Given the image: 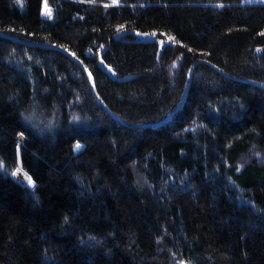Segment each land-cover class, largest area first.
Returning a JSON list of instances; mask_svg holds the SVG:
<instances>
[{
  "label": "trees",
  "instance_id": "obj_1",
  "mask_svg": "<svg viewBox=\"0 0 264 264\" xmlns=\"http://www.w3.org/2000/svg\"><path fill=\"white\" fill-rule=\"evenodd\" d=\"M242 1L0 0L1 33L66 48L96 93L0 33V264H264V89L234 79L264 84V3ZM199 59L224 75L198 61L148 125Z\"/></svg>",
  "mask_w": 264,
  "mask_h": 264
},
{
  "label": "water",
  "instance_id": "obj_2",
  "mask_svg": "<svg viewBox=\"0 0 264 264\" xmlns=\"http://www.w3.org/2000/svg\"><path fill=\"white\" fill-rule=\"evenodd\" d=\"M1 33V32H0ZM2 35L10 38L11 40H15V41H19V42H22V43H26V44H30V45H34V46H40V47H46V48H49V47H52V48H55L59 51H61L62 53H64L67 57H69L70 59H72L73 61H75L79 66L80 68L84 71V73L86 74L87 76V79L92 87V90H93V93L96 95L95 93V90H94V87H93V78L91 76V74L89 73V71L87 70V68L85 67L84 64H82L70 51H68L66 48L64 47H61V46H58V45H53V44H48V43H43V42H34V41H30V40H24V39H20L16 36H13V35H9V34H4V33H1ZM140 36L144 37L145 39L147 40H150L151 39V36L147 33H140ZM198 61H202L206 64H208L210 67H212L214 70H216L217 72L221 73L224 75V73L216 66L214 65L213 63L209 62L208 60H204V59H199L197 61H195L194 63H192L188 70H187V73H186V77H185V83H184V86H183V90H182V94L179 98V100L177 101V103L175 104V106L164 116L162 117L160 120L156 121V122H153V123H150L148 125H158V124H161L163 122H165L167 119H169L172 114L181 107L183 101H184V98H185V95L187 93V89H188V86H189V83H190V80H191V77H192V70H193V66L198 62ZM236 80H239V81H243V82H250L256 86H259L261 88L264 89V84H261L259 82H256V81H253V80H246V79H241V78H234ZM97 97V96H96ZM99 103L101 105V107L114 119L120 121V119L118 118V116L111 112L107 107L106 105L104 104V102H102L101 100H99ZM126 125H128L127 123H125ZM146 125V124H144ZM140 126H143V125H140ZM14 171V170H13ZM31 177V176H30ZM31 180H32V183L30 184L29 182L27 183H23L24 185H26L27 187L29 188H32L34 185H35V180L31 177ZM21 182V181H20Z\"/></svg>",
  "mask_w": 264,
  "mask_h": 264
},
{
  "label": "rangeland",
  "instance_id": "obj_3",
  "mask_svg": "<svg viewBox=\"0 0 264 264\" xmlns=\"http://www.w3.org/2000/svg\"><path fill=\"white\" fill-rule=\"evenodd\" d=\"M242 3H246V4H249V3H264V0H243ZM44 12V5H43V8H42V13ZM18 139H19V142L17 144V154L19 155L20 153V148L23 146V142H24V139H25V136L21 133H19L18 135ZM14 172V171H13ZM13 172H12V176L14 177L13 175ZM15 178V177H14ZM16 179V178H15ZM18 180V179H17ZM20 181V180H18ZM22 183V182H21Z\"/></svg>",
  "mask_w": 264,
  "mask_h": 264
},
{
  "label": "snow or ice",
  "instance_id": "obj_4",
  "mask_svg": "<svg viewBox=\"0 0 264 264\" xmlns=\"http://www.w3.org/2000/svg\"><path fill=\"white\" fill-rule=\"evenodd\" d=\"M91 2H94V0H91ZM116 2H117V0H113V3H116ZM43 15L47 16L48 18H51V16H52V9L48 7L47 0H45V3H44ZM170 39H174V38H170ZM76 147H77V149H79L81 146L77 145ZM19 171H20V169H17V172H19ZM27 179H28V182L31 184L32 183L31 177H27Z\"/></svg>",
  "mask_w": 264,
  "mask_h": 264
},
{
  "label": "built area",
  "instance_id": "obj_5",
  "mask_svg": "<svg viewBox=\"0 0 264 264\" xmlns=\"http://www.w3.org/2000/svg\"><path fill=\"white\" fill-rule=\"evenodd\" d=\"M50 8V7H49Z\"/></svg>",
  "mask_w": 264,
  "mask_h": 264
}]
</instances>
